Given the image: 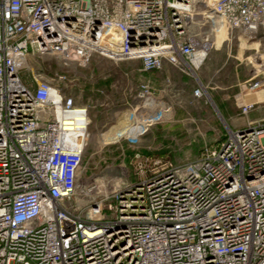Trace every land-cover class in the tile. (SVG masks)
<instances>
[{"label": "built area", "instance_id": "2783aa9c", "mask_svg": "<svg viewBox=\"0 0 264 264\" xmlns=\"http://www.w3.org/2000/svg\"><path fill=\"white\" fill-rule=\"evenodd\" d=\"M262 31L264 0H0V264H264V123L227 127L199 159L162 164L78 210L88 108L66 76L59 85L34 71L21 77L30 56L83 68L95 56L138 61L141 73L169 64L200 98L207 90L198 72L217 37L252 40ZM153 95L143 81L110 144L138 146L173 114Z\"/></svg>", "mask_w": 264, "mask_h": 264}, {"label": "rangeland", "instance_id": "374dc122", "mask_svg": "<svg viewBox=\"0 0 264 264\" xmlns=\"http://www.w3.org/2000/svg\"><path fill=\"white\" fill-rule=\"evenodd\" d=\"M243 40L241 43L248 42L253 47L247 52L248 61L241 64L230 58L217 76H212L206 84L201 81L213 102L207 96L174 100L173 114L135 147L124 139L110 144L113 142L110 139L118 133L113 126L124 120L130 112L129 106L140 101L137 95L144 81L140 62L115 63L95 56L83 68L74 63L65 64L54 55L28 57L21 71L23 80H28L34 71L59 85V77L66 76L77 104L88 108V143L73 206L85 209L98 195L144 179L162 164L194 161L207 149L218 147L226 137L227 126L215 98L227 93L225 87L234 82L236 73L241 75V82L258 77L260 89H264V32L252 40ZM233 41L232 55L236 57L239 43ZM238 58L243 59V50ZM191 83L189 89L194 93L198 85ZM247 129L248 126L243 128ZM136 154L140 155L139 160Z\"/></svg>", "mask_w": 264, "mask_h": 264}, {"label": "crops", "instance_id": "0c3cea01", "mask_svg": "<svg viewBox=\"0 0 264 264\" xmlns=\"http://www.w3.org/2000/svg\"><path fill=\"white\" fill-rule=\"evenodd\" d=\"M241 40L243 39L241 38L237 42L239 43V48L236 57H234L232 55V49L235 41L228 43L222 37H217L215 48L208 54L198 72L199 79L203 83L206 84L212 76H217L221 68L224 67L230 58H234L241 64L245 60L248 61L250 57H247V52L253 50V47L247 45L248 42H246L247 44L241 43ZM240 50H243L242 60L238 58ZM142 74L144 81L148 82L153 89V105H159L163 102L174 104V100H179L180 98H193V93L189 89L192 87L191 79L176 71L169 64H165L161 71ZM234 76V82L225 87L227 93L223 95V97L218 95V97L215 98L221 116L226 121L227 127L232 130H243L249 123H264V89L253 91L250 89V78L241 82L242 78L240 74L236 73ZM167 78L171 79L173 82V88L171 89L166 86ZM251 103L257 104V107L247 116L242 115V107ZM175 116L177 117L176 114ZM126 123L127 114H125L122 122L113 126V129L119 131L126 126Z\"/></svg>", "mask_w": 264, "mask_h": 264}, {"label": "bare ground", "instance_id": "6f19581e", "mask_svg": "<svg viewBox=\"0 0 264 264\" xmlns=\"http://www.w3.org/2000/svg\"><path fill=\"white\" fill-rule=\"evenodd\" d=\"M204 57V54H202V55H200L199 57H198V60L196 61V63H197V65H198V63L200 62V60L202 59ZM119 137V134H115L110 140H114L115 138H118ZM115 141V140H114Z\"/></svg>", "mask_w": 264, "mask_h": 264}, {"label": "water", "instance_id": "95a60500", "mask_svg": "<svg viewBox=\"0 0 264 264\" xmlns=\"http://www.w3.org/2000/svg\"><path fill=\"white\" fill-rule=\"evenodd\" d=\"M206 95L209 98V100L213 102V100L210 98L209 94L207 93Z\"/></svg>", "mask_w": 264, "mask_h": 264}]
</instances>
